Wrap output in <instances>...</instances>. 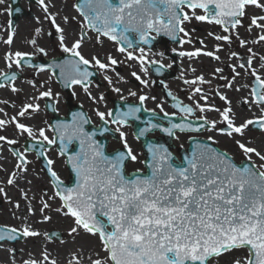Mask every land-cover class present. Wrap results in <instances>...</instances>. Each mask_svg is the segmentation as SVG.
<instances>
[{
	"label": "snow or ice",
	"instance_id": "1",
	"mask_svg": "<svg viewBox=\"0 0 264 264\" xmlns=\"http://www.w3.org/2000/svg\"><path fill=\"white\" fill-rule=\"evenodd\" d=\"M36 3L45 13L44 18L59 34L60 49L69 54L63 61L54 62L47 67L59 69V78L66 87L81 86L93 102H96V98L91 96L87 86L90 83L88 77L93 73L82 66L94 62V66L106 71L109 65H116L118 61L111 55L107 56V63L103 62L98 54L93 55L91 60L85 58L80 49L83 40L88 36L87 30L95 33L96 43H101V37L123 43L125 46L116 50L120 53L126 52L128 60H137L140 71L147 74L148 66L159 65L157 72L165 67H172L171 63L165 65L158 60L149 59L150 53L165 57L164 52L152 53L153 42L158 36H166L180 45L188 44L192 41L184 25L192 20L206 21L221 26L225 33L235 32L240 46L245 47L248 41L239 37L238 29L243 27L244 18L249 16V7L264 11V3L261 0H78L74 7L82 17L81 35L69 47L66 44V30L57 23L55 16L49 13L46 0H36ZM4 4L5 0H0V5ZM12 11L11 7H5L0 10V14L11 17ZM14 11L19 13L21 10L17 7ZM201 12L203 14H200ZM63 19L65 24L69 23V17L65 16ZM0 28L7 32V39L3 40V43L11 46L15 37L12 19L9 18L6 28ZM254 28L259 29L262 34L251 43H264V15H251L246 31L250 33ZM41 31V28H36V36H39ZM130 34H135L138 40L130 39ZM208 35L212 36L213 33L209 32ZM215 40L231 43V36L217 35ZM28 43L36 46L37 40L34 38ZM200 43L203 44V41ZM134 44L147 45L148 50L137 47L136 50L140 53L137 56L133 51H128ZM219 50L217 45L216 51ZM247 51L250 55L244 62L229 67L232 68L233 79L240 76L237 67L253 78L250 99L245 98L242 104L248 105L249 110L253 105L256 106L260 112L259 116L244 119L237 124V116L231 102L219 91L215 95L229 106L221 110L207 104V95L197 85L210 82L200 75L192 80H184L186 85L193 86L188 99L193 102L194 107L180 101L173 104V108L184 114L180 123L171 118L177 115L176 112L168 113L157 105L167 126L153 122L156 113L154 110L145 109L146 112L151 111L152 116L145 122L146 126L136 133L137 136L143 137L146 133L160 131L178 139L177 133L218 132L233 139L242 151L245 159L240 165H237L227 152L199 141L194 143L190 154L181 158L174 156L163 144L150 143L147 146L149 158L147 161H139L145 164L148 174L142 173L140 169L127 174L125 169L128 162L136 163L138 156L128 144L126 133L121 129L129 120L140 119L137 115L141 111L140 107L130 106L127 111H117L115 116L112 110L107 113L96 111L103 123L101 135L113 132V129L107 126L109 122L117 125L115 132L119 133L123 150H114V154L107 153L105 146L94 139V133L85 131L84 125L90 121L83 113H74L73 119L68 123L51 126V131L54 132L52 137L46 134L45 128L34 130L17 119L39 112V104L26 103L16 116L7 120L0 119V130L11 123L20 135L27 134L35 141L34 146H38L37 154L43 156L48 165L47 171L55 189L54 197L60 201L55 211L71 219L68 235L73 238V242H76V237L81 233L86 241L88 237L97 241L95 245L81 244L70 254L71 259H68L66 264H221V259L226 255L231 259H224L223 264H264V151L248 146L243 139H236L237 136L243 138L245 132L251 130L250 126H255L264 133V55L253 52L251 47L247 48ZM36 52L47 55L43 47H37ZM172 52L177 53V49L173 48ZM177 54L189 58L204 55L220 59L214 52L202 49L179 51ZM30 55L32 54L22 51L6 52V68L10 70L13 65L21 68L23 64L28 63L27 58ZM237 55L232 52L229 58ZM254 61L259 63L260 70L253 67ZM30 66L41 72L45 70L44 65ZM215 72L222 73L223 69L216 68ZM132 76L145 86L149 84L148 80L136 72H133ZM16 79L15 73L0 70V88L8 87ZM104 79L111 84L108 76ZM220 79L226 81L224 87H232V82L226 77L221 76ZM11 91L18 92L19 89L11 85ZM114 91L120 92V89L114 88ZM129 95L137 94L130 91ZM168 95L171 96L172 93L169 92ZM52 96V90L49 88L33 99ZM197 96L199 99H196ZM103 99L101 95L99 100ZM147 99L145 95L139 96L140 104L143 105ZM173 100H176L175 96ZM200 101L205 103L201 104ZM0 103L8 104L7 101ZM3 111L0 108V113ZM197 111L202 114L197 117L202 122L194 124L188 117L194 116ZM207 112L218 113L220 120L209 119L207 115H203ZM218 123L225 126L218 127ZM57 140L61 145L60 154L67 157V165L75 176V182L71 186L60 179L54 170V161L45 155V144L55 145ZM208 140L213 144L217 142L211 135ZM0 141L8 145L18 142L3 135H0ZM74 141L78 142L79 150L69 154L68 145ZM181 147L183 148V145ZM13 155L18 156L16 168L21 172L26 171L24 165L30 162L25 154L13 150ZM253 156L259 160L258 164L253 161ZM15 176L16 173L13 172L7 178L8 185L14 183ZM21 192L27 196L23 189ZM0 194L7 197L3 187H0ZM15 207L19 208L20 205L16 204ZM50 208L49 203L43 202L40 212L43 214ZM27 211L29 215H33L35 209L29 206ZM50 219V216L43 215V221ZM40 235V232L27 223L21 228L0 226V248L6 241ZM56 235L55 232L44 233L49 241ZM60 242L65 243L63 240ZM85 250L90 253L87 257ZM8 251L14 253L16 250ZM23 264H58V261L52 259L51 253L45 249L40 252L39 258H34L29 253V259L24 260Z\"/></svg>",
	"mask_w": 264,
	"mask_h": 264
},
{
	"label": "rangeland",
	"instance_id": "2",
	"mask_svg": "<svg viewBox=\"0 0 264 264\" xmlns=\"http://www.w3.org/2000/svg\"><path fill=\"white\" fill-rule=\"evenodd\" d=\"M60 7V10L64 13L65 16L69 17V23H64V17H59L58 22L61 27H63L66 35V44L67 46L71 47V44L80 37L81 30H80V23L82 22V17L76 11L74 5L76 0H57L56 1ZM264 3V0H261ZM21 8L25 11V16L19 19L17 24L14 28L17 30L15 31V40L13 45L9 46L3 43V40L7 38V32L5 31L3 36L0 35V70L7 71L6 63L4 60V55L6 52H15V51H22L27 52L32 55L34 60L35 59H50L60 54H67L62 52L59 46L58 36L54 32L55 30L51 27L50 23H45L43 26H39L37 22L38 15L41 14V8L37 5L36 0L28 1V0H21L20 1ZM5 7L9 6V0H5L4 5H0V10ZM249 16L245 17L243 20V27L238 29L239 37L241 39H245L248 41L245 47H241L239 40L236 37L235 32L225 33L223 29L219 25L215 24H204L198 23L192 20L190 23H186L184 27L186 30L191 33V41L192 45L194 46L195 42L201 44L200 41H203L201 44L204 48L203 51H212L215 55L219 56L220 59L216 60L212 57L208 56H200L198 60L201 66L203 67L204 61L208 62L210 66V70L206 72H201L202 76H205V80L209 81L213 87L205 89L206 92H211L214 94V98L217 102L216 107L223 110L222 106L226 103L220 100L219 96L215 95V91H219L221 94L226 95L228 100L231 102V107H238V99L242 96L243 99L249 98L250 99V91L253 78L246 75L244 70H241L237 67V71L240 72V76L236 77L235 81L233 80L232 75V68L229 67L231 63L237 65L241 62H244V59L250 55L247 51V48L251 47L253 52L259 53L264 55V43H257L252 44L251 41L256 39L260 33L259 29H253L250 33L246 31L249 23L251 15H264V11L255 8L249 7L248 9ZM201 14V13H200ZM31 15V16H30ZM72 17H75L73 20ZM43 19H45L43 17ZM9 20V16L7 14H0V26H4L6 28L7 21ZM40 21V20H39ZM42 21V20H41ZM40 21V23H41ZM20 25V27H19ZM194 25L202 26L204 29L202 32H195L193 29ZM19 27V28H18ZM41 28V33L39 36H36L35 29ZM87 30V29H86ZM88 31V30H87ZM213 33L212 36H209L208 33ZM51 33V34H50ZM217 35H230L231 36V43L225 41H217L215 40V36ZM52 40L50 42H46L43 40V37H51ZM37 40V45L33 46L32 44L28 43L31 39ZM188 39V37H185ZM2 42V43H1ZM217 45H219L220 50L216 51ZM43 47L47 53V55L37 53L36 48ZM118 45L113 41L108 40L105 37H101V43H96L95 35L88 31V36L85 40H83L81 45V52L85 56V58L91 60L93 55L99 56V58L107 63V56L111 55L114 59L118 61L116 65H109L108 70H99L98 72V80L93 81L88 86L89 92L91 93L92 97L96 98V102H93L92 99H89L88 94L85 93L84 89L80 86L72 87L71 94L74 97V103L80 105L81 107H85L88 114L93 117L91 119L96 120L94 116L96 111L99 110L101 112H108V109L101 110L99 104L103 107V105H107L111 103L112 99H120V100H130V101H137L139 96L145 95L148 97V105H160L159 100H161V88L157 86V80L154 79L150 72L148 66V73L145 74L144 72L140 71V64L137 60H128L127 53H120L116 49ZM158 49H154L152 53H156ZM133 51L135 55L139 56L140 53L138 50H129ZM147 51V50H145ZM232 52H236L238 55L236 57L229 58ZM240 55V56H239ZM149 59L158 60L161 63V60L156 55L149 54ZM233 61V62H232ZM93 69L98 67L94 66V62L90 64ZM253 67L257 70H260V65L256 61L253 63ZM221 68L223 69L222 73L219 75L215 74V69ZM13 70L20 73V78L12 82L9 87L8 91L5 93L4 96L1 97L0 101H7L8 104L5 105L0 103V108L4 111L0 113V119H10L11 117L16 116L17 112L21 109V107L26 103L32 104H39L40 110L39 112L31 113L25 117H17L19 122L25 123L35 129L40 127L45 128L47 132V123H48V114L45 113L43 109V101L44 98H49L50 100L54 101L55 103V111L59 116H65L66 108H65V98L66 94L60 89L59 85L54 80V77L48 73H42L40 75H36L37 71L34 69L29 68H16L15 65L12 67ZM99 69V68H98ZM214 70V72H213ZM136 72L140 75L143 79L149 81L147 86L141 84L137 81L133 76L132 73ZM217 73V72H216ZM46 74V75H45ZM264 74V71H262ZM105 76H108L111 80V84L107 80L104 79ZM221 76L227 78L228 81L232 82V87H224L226 81L220 79ZM31 81V83L29 82ZM207 84V83H206ZM11 85H14L18 92L11 91ZM247 85V87H245ZM51 88L53 96L52 97H43L39 99H33L34 97H38L40 92L47 91ZM114 88H119L120 92L114 91ZM205 88V87H204ZM239 89V91H237ZM135 92L136 96L129 95V92ZM57 94H59L57 96ZM242 94V95H241ZM103 95L104 99L101 101L99 97ZM124 97V99H121ZM155 97V99H152ZM139 102V101H137ZM234 104V105H233ZM249 109V108H248ZM150 110H157L159 113L160 107H153ZM251 110H253V115L248 117L244 116L246 114L243 111V115H238L239 121H236L237 124L240 123V120L243 122L244 119L253 118L254 116H259L260 112L256 106H252ZM248 112V111H247ZM4 113H7L5 116ZM94 113V115H93ZM108 119V117H106ZM132 126L131 123L129 126H123L122 131L126 133V137H132ZM119 134V133H118ZM0 135L8 137V139H15L18 142L15 145H10L11 147H15L18 149L20 153H24L21 149L23 145L24 139L27 137V134L20 135L16 130L13 124L9 123L6 128L0 130ZM51 137V135H48ZM236 139H243L244 142L248 144V146L257 147L259 150L264 151V133L258 132L256 130L253 131H246L243 138L237 136ZM179 142V139L176 140ZM233 141V140H232ZM234 142V141H233ZM140 143V142H139ZM235 143V142H234ZM138 147V161L136 163L130 162L127 167L126 171L128 172L132 168H137L142 170L143 164L139 161L144 160L143 151ZM20 148V149H19ZM6 153V158H9L11 163H5V165H0V170L5 172L7 178L11 175V173L15 172L16 176H27L28 179L32 178L31 182H28L25 187L23 186V177L19 178L17 182H14L12 185L7 184V178L3 179L2 183L5 185V192L9 196V201L13 202L18 199V194L20 193L21 189L30 190L28 194L30 197H27V205L32 206L35 209L36 213V220L34 229L41 233L38 238L39 240L43 241L44 243H48L51 246V249L54 250H66L68 254L63 256V253H56L54 256L59 258V264H66L68 259H71V253L75 251L81 244L91 243L95 245L97 241L95 238L88 237L87 241L84 239L83 233L80 236L76 237V242H73V238L68 235V229L72 224L71 219L65 218L60 213H57L55 209L59 207L60 201L58 198L54 197V189L50 185V182L45 177L43 173L40 172L36 165V160L33 154H26L27 160L30 162L26 167V171L21 172L19 169L16 168L17 158L12 155L10 150L7 147L0 148V153ZM52 153L55 157L54 161V170L57 172L58 176L62 181L65 183L68 182L70 178V174L65 166L64 158L60 156V154L52 150ZM1 157V156H0ZM254 161L258 164L259 160L253 156ZM49 197H54L53 199H49ZM47 202L51 205L50 209H46L42 214L40 212V208L42 207V203ZM11 204V203H10ZM11 206V205H10ZM43 215L50 216L51 219L49 221H43ZM25 224L24 219H14L9 216L7 211V204L5 201V195L0 194V226H10L21 228L22 225ZM51 230L60 231L63 236L62 239L58 240L53 238L51 241L46 239L44 233H48ZM28 238H22L16 242H9L10 249H15L16 251L12 254L14 262L12 264H23L24 260L29 259V252L28 247L26 244V240ZM63 240L65 243H61L60 241ZM8 242V241H6ZM39 248H35L32 252V256L35 258H39ZM90 255L87 250H85V257ZM61 257V259H60ZM224 259H231L229 256H225L221 259V264H223Z\"/></svg>",
	"mask_w": 264,
	"mask_h": 264
},
{
	"label": "flooded vegetation",
	"instance_id": "3",
	"mask_svg": "<svg viewBox=\"0 0 264 264\" xmlns=\"http://www.w3.org/2000/svg\"><path fill=\"white\" fill-rule=\"evenodd\" d=\"M201 14H203V13L201 12ZM195 22H198V21H195ZM198 23L209 24L206 21L205 22H198ZM193 29L195 30V32H199V31L202 32L204 28L202 26L194 25ZM189 34H190V38H191V33H189ZM191 45H192V42L188 43V44L180 45L177 42L173 43V42L165 41V42H162L161 44H159L158 46H156L155 48H152V51L154 49H158L156 53L164 52V54H165L164 58H161L160 56L156 55L161 60L162 64H165V65H167L169 63L172 64L171 68L165 67L163 69L161 78H154L152 75V71L150 70V66H149V72H150L151 76L157 80V86H159L161 88V93H162L161 100H159V102H157V103H159L160 106L163 107L164 111H166L168 113L176 112L177 115L175 117H171V118H176L179 122H181V117L184 114L179 113V111L177 109L173 108V104L176 103L177 101H180V102H183L184 104H188V105L194 107L193 102L188 99L189 95L192 94V87L193 86L192 85H186L184 83V80H186V79L192 80L196 76H200L201 72H206V71L210 70V66H209L208 62H206V61H204L203 67L201 66V70H200V64H199L200 60H198V59L200 56L204 57V55H200V56L194 57V58H189V57H181L177 54L179 51H193L195 49H203L204 48L201 44H198L197 42H195L193 47H191ZM173 48L177 49V53L172 52ZM131 50H133V49H131ZM145 50H148V48H145ZM27 60L29 63L40 62V64L45 65V62H44L45 59H41V60L35 59L34 60L32 57H30ZM22 67L34 69L37 71V74H42V73L48 72L54 77V74H53L54 71L52 68L47 67V68H45L44 71L41 72V71H38L36 68L31 67V66L22 65ZM192 69H195V71H192ZM95 70L98 73L100 69L96 68ZM213 72H214V70H213ZM215 74H216V72H215ZM20 76L21 75L19 73L17 79H19ZM203 77L205 78V76H203ZM54 80H55V78H54ZM165 85H167V88H165ZM197 86L201 87L203 89V93L205 95H207V97H208L207 104L213 105L214 107H216L217 102L214 98V94L211 92L205 91L206 87L207 88L213 87L211 85V83H207V84H203V85L198 84ZM8 87L0 88V99L8 91ZM169 92L172 93L171 96L168 95ZM216 92L217 91H215V93ZM173 96L176 97V100H173ZM196 99H199V97L197 96ZM117 100L129 102V103H133V104H136L137 101H139V99L137 101L136 100L130 101V100H120V99L114 98V99H112L111 103H109L105 106L103 105V107L101 106V104H99V107L103 111H104V109H108V111L112 110V108L114 106V102ZM148 102H149L148 99L144 102V104H143L144 110L145 109L150 110V109H153V107L157 106V105L149 106ZM200 103L204 104L205 102L200 101ZM75 104L76 103H74V97H73L71 100V110L73 109V105H75ZM49 105H51V109H53V108L55 109L54 101L50 100L49 98H44L42 110L49 115L48 116V123H47L48 129H47L46 134L51 135V137H52L54 135V132L51 131V126H52L51 121L54 117H53V114L51 112H49L47 109V108H50ZM227 106H229V105L224 104L222 106V109L227 107ZM65 108H66V114H67L68 108L66 105V98H65ZM83 108L87 112L86 108L85 107H83ZM233 109L236 113V116H238L240 114L243 115V111L241 108L234 107ZM148 112L152 113L151 111H148ZM154 112L156 113V115H158V118L154 119L155 122H160L162 125L167 126V122L163 117V113L162 112L159 113V111H157V110H154ZM66 114H65V116H66ZM87 114H88V112H87ZM93 115H94V113H93ZM201 115L202 114L199 111H197L194 116L188 117V119L191 120L194 124H199L202 121L197 119V117H199ZM203 115H207V117L209 119H216L217 121L220 120L218 113H215V112H207V113H204ZM88 116L90 117V119H91V117H93L92 114H91V116L88 114ZM94 116L96 117V120L91 119V124L93 127H99L101 124V121L96 114ZM244 116H246V114ZM108 119L110 121V118H108ZM236 121H239V117H237ZM241 122L242 121L240 120V123ZM107 126L111 129H113V132H109V134H105L104 138H103L106 142L105 148H106L107 153H114V150H123V145L119 141V134L117 132H115L117 125L111 124V122H109V124ZM217 126L218 127H224L225 125L222 123H218ZM249 131H252V130H249ZM177 135L179 137L178 138L179 142L176 141L177 138L169 137L167 134L160 133L159 131L152 132L150 134V137L153 138L154 140L158 141L160 144H163L164 146H166L173 153V155L176 156L177 158H181L183 155L189 154L190 141L196 140L199 142L204 141L205 143H207L211 146H216L218 149L222 150L223 152H227L229 154V156L232 157V159L234 160V162L237 165L241 164V161H243L245 159L242 151L233 142L234 140L229 138L226 135H221L218 132H208V131L195 132V131H193V132H186V133H177ZM210 135L213 136V138L217 141L215 144H213L212 141L208 140V136H210ZM126 138H127L128 144L132 148L133 152L136 155L138 154V147H137V143H138L139 147L143 151V156L145 157V151L143 150L141 142L139 140H137L134 135H133V138L132 137H126ZM98 140H100V138H98ZM27 142H34V143L31 144V143H27ZM34 145H35V141L27 136L24 139V142H23V145L21 146V149L24 151L25 155L26 154H33L34 155L38 169L48 179V177L45 173V170L42 166V163L39 160V155L37 154L38 146H34ZM181 145H183V148L181 147ZM2 147H7L10 150V145H8L4 141H0V148H2ZM31 147H33V148H31ZM45 148L47 149V151L45 152V155L49 159L55 160V157L52 153V150L57 151V144H55V145H46L45 144ZM28 149H30V150H28ZM10 152H11V150H10ZM17 153H20L18 151V149H17ZM12 155H13V153H12ZM13 156L16 157L17 161H18V156H16V155H13ZM253 161H254V159H253ZM129 163L130 162H128V164ZM136 169L137 168H132L129 171L130 172L135 171ZM48 181L50 182L49 179H48ZM50 185H51V183H50Z\"/></svg>",
	"mask_w": 264,
	"mask_h": 264
},
{
	"label": "bare ground",
	"instance_id": "4",
	"mask_svg": "<svg viewBox=\"0 0 264 264\" xmlns=\"http://www.w3.org/2000/svg\"><path fill=\"white\" fill-rule=\"evenodd\" d=\"M57 0H46V3H48V6H49V13L52 14L53 16H55L56 18V21L57 23L59 24L58 22V19L59 17H64V13L62 12V10H60V7L58 5V3L56 2ZM43 17H45V13L41 10V14L38 15V18L40 21L38 22V25L39 26H43L44 25V22L45 23H50L48 20L46 19H43ZM51 25V23H50ZM20 27V25H19ZM18 27V28H19ZM52 27V26H51ZM53 28V27H52ZM54 29V28H53ZM17 30V28L15 29V31ZM55 30V29H54ZM5 30H3V28H0V35L3 36ZM56 33V31H54ZM56 35L58 36L59 34L56 33ZM7 39V38H6ZM15 40V38H14ZM43 40L46 41V42H50L52 40V36L51 37H43ZM13 45V44H12ZM233 62V61H232ZM231 65H234L233 63H231ZM37 76L40 75V74H36ZM216 75H219V73H216ZM234 81L236 79H233ZM242 95V94H241ZM244 99L242 98V96L238 99V107L242 109V111H245L246 112V116L248 117L247 114H249L250 116L253 115V110H249V106L248 105H244L242 104V101ZM234 105V104H233ZM248 111V112H247ZM4 152L0 153V165H5V163H11L10 159L9 158H6V155L4 156ZM23 177V186L25 187V185L28 183V182H31L32 181V178L28 179V177L25 175V176H17L16 179L14 180V182H17V180L19 178ZM7 176L5 174V172H3V170H0V187H5V185L2 183L3 179H6ZM5 189V188H4ZM28 192H30V190H28ZM27 190H24V193H27V196L25 197L23 195V193L20 191V193L18 194V199L13 201V202H9V196L7 195V197H5V201H6V204H7V211H8V214L10 217L14 218V219H18L17 217H19V219H24L25 223L27 224H30L32 226V228L34 229V225H35V220H36V213L34 212L33 215H29L28 214V207L30 205H27V197H30V195L28 194ZM11 203V204H10ZM16 204H19L20 207L19 208H16L15 205ZM11 205V206H10ZM32 207V206H31ZM33 208V207H32ZM26 244H27V247H28V252L32 254L33 250L35 248H39V253L44 251L45 249H47V251L49 253H51V258L52 259H56L58 261V264H59V258H58V255L57 257L54 256L56 253H63V256L68 254V251L66 250H52L51 249V246L50 244L48 243H44L43 241L39 240L38 238L34 237V238H28L26 240ZM8 249H10V243L9 242H4V245L2 248H0V264H12L14 262L13 260V256H12V252L8 251ZM11 249H12V246H11ZM34 257V256H32ZM35 258V257H34ZM61 259V257H60Z\"/></svg>",
	"mask_w": 264,
	"mask_h": 264
},
{
	"label": "water",
	"instance_id": "5",
	"mask_svg": "<svg viewBox=\"0 0 264 264\" xmlns=\"http://www.w3.org/2000/svg\"><path fill=\"white\" fill-rule=\"evenodd\" d=\"M11 1V9L13 10L12 11V15H11V19H12V21H13V25L16 23V21H17V19L19 18V17H21V16H23L24 15V12L22 11V9L20 8V6H19V0H10ZM78 3V1L76 2V4ZM19 8L21 11L19 12V13H17V12H15L14 10H15V8ZM129 38L130 39H133L134 41H136V40H138V37L135 39L134 38V34H130L129 35ZM166 40H168V41H171L168 37H166V36H158L157 37V39L153 42V44H157L158 42H161V41H166ZM172 42V41H171ZM121 46H125L123 43H119ZM134 47H137V45L136 44H134ZM69 56H62L61 58H57V59H55V60H52V61H50L49 63H48V65L49 64H53L54 62H59V61H63L64 59H66V58H68ZM53 70H54V72H55V75H56V77H57V79L60 81V83L62 84V87H65L66 88V86H65V84L63 83V81L59 78V69H57V68H52ZM153 69V72H154V74L156 75V76H160V75H162V74H160V72H157L156 71V67H153L152 68ZM160 74V75H159ZM17 76V75H16ZM90 77H88V79H89ZM117 105H120V106H122V108H115V110L113 111V115L115 116L116 115V112L117 111H120V112H124V111H127L128 110V108L130 107V105H126V104H117ZM136 107H140L141 108V106L140 105H138V106H136ZM71 111V110H70ZM78 111V112H77ZM140 112H142V109H141V111ZM139 112V113H140ZM74 113H80V111H79V109H75V110H72L70 113H69V115H68V119H61V121H59L58 119H56L55 121H56V125L58 124V123H68V122H70L72 119H73V114ZM139 113H137V115L139 114ZM144 116H145V118L144 119H139V120H135V124H136V126H135V129H134V132H135V134L139 131V129L140 128H142L140 125H139V123L141 122V123H145L146 121H148L149 120V118L151 117V115H148L147 113H144ZM173 121L174 122H176V123H180L177 119H173ZM85 126H89V123L88 124H86V125H84V128H85ZM85 131H87V132H90V133H94L95 135H94V139H96V136H100V137H102V135H101V129H90V130H87V129H85ZM147 134V133H146ZM146 134H145V136H143V137H139V136H137L138 138H140L142 141H143V145H144V148L146 149V151H147V159L149 158V156H150V153L148 152V148H147V146H148V144H150V143H157L156 141H154V140H150V139H148V138H146ZM57 143L60 145V142H59V140H57ZM100 144H102V145H104L105 143L104 142H99ZM194 143L195 142H191V144H190V152H189V154L191 153V150H192V147L194 146ZM60 147H61V145H60ZM60 147H59V149H60ZM79 150V144H78V142H75V148H73L72 150H70V149H68V153L69 154H73V153H75L76 151H78ZM147 159L145 160V161H147ZM145 165V164H144ZM68 168H69V171H70V173H71V175H72V177H71V179H70V182H69V184H66V185H68V186H71L72 184H74V182H75V176H74V173H72V171H71V168L68 166ZM47 173H48V171H47ZM145 174H148V169L146 168V173ZM50 176V175H49ZM51 178V177H50ZM51 180H52V178H51ZM52 232H55L57 235H56V239H61V237H62V234L60 233V232H58V231H52ZM52 232H50L49 234H51ZM21 239V238H20ZM16 241V240H15ZM11 242H14V241H11Z\"/></svg>",
	"mask_w": 264,
	"mask_h": 264
}]
</instances>
